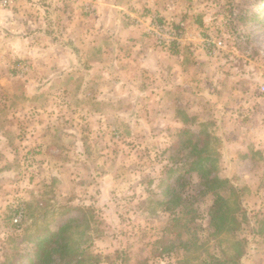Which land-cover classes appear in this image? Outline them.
Wrapping results in <instances>:
<instances>
[{
	"label": "rangeland",
	"instance_id": "374dc122",
	"mask_svg": "<svg viewBox=\"0 0 264 264\" xmlns=\"http://www.w3.org/2000/svg\"><path fill=\"white\" fill-rule=\"evenodd\" d=\"M0 10V264H28L29 240L68 218L87 264L207 258L213 196L175 170L192 133L209 135L218 176L244 187L240 264H257L264 0H11ZM148 17L178 42L159 44Z\"/></svg>",
	"mask_w": 264,
	"mask_h": 264
},
{
	"label": "trees",
	"instance_id": "16d2710c",
	"mask_svg": "<svg viewBox=\"0 0 264 264\" xmlns=\"http://www.w3.org/2000/svg\"><path fill=\"white\" fill-rule=\"evenodd\" d=\"M205 134H190L183 142L188 149L186 159L181 160L175 168L179 171L178 180L190 173L198 176L202 191L213 196L209 206V233L215 241V252L212 250L207 258L199 260L196 264H240L243 247L236 238V231L245 219V212L241 209L244 187L233 184L228 178H221L216 171V154L208 148V137ZM227 194V195H226ZM179 198L175 196L174 199ZM176 200L173 203L176 204ZM174 204V205H175ZM241 212V219L237 213ZM180 218L176 217L178 221ZM77 218H68L55 230H44L35 238H31L32 249L27 253L28 264H87L86 252L81 249L77 240L73 239V232L77 226ZM87 227V221L83 220ZM263 227L258 229L259 234H264V218L259 220ZM223 240L231 241V250L226 252L221 246ZM183 264H193L183 262Z\"/></svg>",
	"mask_w": 264,
	"mask_h": 264
},
{
	"label": "built area",
	"instance_id": "2783aa9c",
	"mask_svg": "<svg viewBox=\"0 0 264 264\" xmlns=\"http://www.w3.org/2000/svg\"><path fill=\"white\" fill-rule=\"evenodd\" d=\"M11 3V0H0V9L7 8ZM150 19L146 22V31L148 34H153L160 44H167V43H177L178 36L172 31L171 28L165 26L162 22L158 19L156 20L155 17H148ZM20 214H18L13 221L18 222Z\"/></svg>",
	"mask_w": 264,
	"mask_h": 264
},
{
	"label": "crops",
	"instance_id": "0c3cea01",
	"mask_svg": "<svg viewBox=\"0 0 264 264\" xmlns=\"http://www.w3.org/2000/svg\"><path fill=\"white\" fill-rule=\"evenodd\" d=\"M48 6V5H47ZM47 9H49L48 7H47ZM1 12H2V10H0V14H1ZM51 12H52V8H51ZM46 13V12H45ZM48 14H49V12H47ZM53 14V13H52ZM67 16H64V20H63V22L62 23H66V28H65V32H67L68 33V35L70 34V31H71V29L72 28H70V23H69V19H67L66 18ZM42 22H44V20H42L40 23H42ZM50 22H52V21H50ZM58 22L59 21H57L56 22V24L58 25ZM53 24V23H52ZM32 26H34V24L32 25ZM37 26V25H36ZM42 26V25H41ZM41 26H38V27H40L41 28ZM53 25H51V27H52ZM126 26V25H125ZM43 27V26H42ZM126 27H128V26H126ZM130 28V27H129ZM132 29V28H131ZM37 32H40V29H37L36 30ZM42 32V31H41ZM50 32V31H49ZM49 32H45L46 34H53V33H49ZM62 33V32H61ZM62 35H66L64 32L62 33ZM36 50L37 49V45H34V48H33V50ZM257 264H264V254H262L261 255V257H260V260L258 261V262H256Z\"/></svg>",
	"mask_w": 264,
	"mask_h": 264
}]
</instances>
